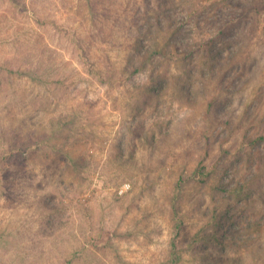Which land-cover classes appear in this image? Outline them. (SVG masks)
Returning <instances> with one entry per match:
<instances>
[{
	"label": "rangeland",
	"instance_id": "374dc122",
	"mask_svg": "<svg viewBox=\"0 0 264 264\" xmlns=\"http://www.w3.org/2000/svg\"><path fill=\"white\" fill-rule=\"evenodd\" d=\"M0 264H264V0H0Z\"/></svg>",
	"mask_w": 264,
	"mask_h": 264
},
{
	"label": "built area",
	"instance_id": "2783aa9c",
	"mask_svg": "<svg viewBox=\"0 0 264 264\" xmlns=\"http://www.w3.org/2000/svg\"><path fill=\"white\" fill-rule=\"evenodd\" d=\"M129 185L128 184H123L117 191L118 195H122L126 193L129 190Z\"/></svg>",
	"mask_w": 264,
	"mask_h": 264
},
{
	"label": "trees",
	"instance_id": "16d2710c",
	"mask_svg": "<svg viewBox=\"0 0 264 264\" xmlns=\"http://www.w3.org/2000/svg\"><path fill=\"white\" fill-rule=\"evenodd\" d=\"M247 8L245 6L242 7L243 13L246 12Z\"/></svg>",
	"mask_w": 264,
	"mask_h": 264
}]
</instances>
